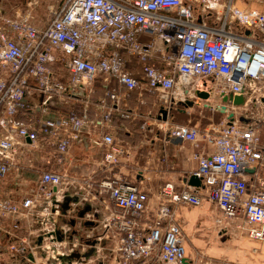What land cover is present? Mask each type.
<instances>
[{"label": "built area", "instance_id": "1", "mask_svg": "<svg viewBox=\"0 0 264 264\" xmlns=\"http://www.w3.org/2000/svg\"><path fill=\"white\" fill-rule=\"evenodd\" d=\"M26 1L25 11L11 16L0 9V180L14 176L27 185L0 198V264H85L87 251L102 262L111 233L116 264H195L186 259L175 208L204 202L219 213L212 217L216 235L244 232L264 244V0H51L42 25L31 22L35 1ZM97 79L112 103L118 97L107 89L110 80L129 92L163 95L162 108L171 111L188 101H215L218 111L223 97L244 98L242 107L226 104L234 113L231 123L226 118L203 133L166 127L169 138L194 148L201 138L213 147L210 155H192L203 195L164 184L154 217L142 227L148 194L135 184L108 176L75 180L50 169L23 179L32 164L26 153L45 149L61 159L89 122L71 108L49 118L50 105L65 108L81 94L88 99ZM199 91L209 100H199ZM35 96L38 103L31 102ZM99 106L108 108L106 100ZM110 115L106 110L105 123ZM97 145L103 148L102 172L128 156L109 133ZM65 196L77 202L63 211ZM97 201L107 216L92 210ZM110 203L117 212H110Z\"/></svg>", "mask_w": 264, "mask_h": 264}, {"label": "crops", "instance_id": "2", "mask_svg": "<svg viewBox=\"0 0 264 264\" xmlns=\"http://www.w3.org/2000/svg\"><path fill=\"white\" fill-rule=\"evenodd\" d=\"M98 80L100 79L94 82L96 92L94 91L93 94L92 91L88 99L80 93L79 100L74 101L70 106L55 108L50 105L49 118L53 115L64 114L71 108L79 114L86 113L89 122L84 125L79 140L71 143L68 153L61 159L51 151L48 153L45 149L26 153L25 156L27 155V159L31 160L32 164L30 165L31 169L26 168L27 172L23 179H36L40 171L50 169L75 180L91 178L93 181H100L108 176L135 184L148 194V211L139 221L140 226L143 227V223L151 220L156 213L158 207L156 196L159 189L166 183H172L178 191L191 187L188 180L194 175L198 166V162L192 159V155L199 154L201 151L205 153L204 155H210L214 151L213 147L204 144L201 138L199 148H194L189 142L169 138L167 128L173 125H186L197 127L203 133L225 120L226 116L212 109L217 106L215 101H207L202 105L196 102L191 107L178 105V111L171 112L167 121L168 125H166L158 119L159 110L164 106L163 95H140L136 91L129 92L114 80H110L107 89L113 91L118 97V100L112 103L105 96L106 91L102 80L100 82ZM100 88H104L103 92L99 91ZM39 100L40 97L35 96L31 102L38 103ZM101 100H106L108 108L99 106ZM208 106L211 107L208 108ZM108 109L111 112L110 122L105 123L103 117ZM202 110L206 111L205 116H202L198 121L196 113L201 114ZM20 120H24L23 115ZM143 124H146V129L141 128ZM259 127L261 128L260 125ZM103 133H109L116 144L123 145L128 149V156L120 158L118 163L110 168V172H102L99 167L103 148L97 145V142ZM261 133L260 129V141L264 144L261 140ZM27 159L23 160L25 167L29 165ZM259 176L264 177V169L259 172ZM10 178L14 180V176ZM256 182L255 178L250 181L254 184ZM17 183L19 186L16 189H26L25 180ZM197 192L200 195L204 194L202 186L197 189ZM109 208L111 213L118 211L111 203ZM92 210L102 213L103 217L108 215V211L104 209V204L101 201L95 202ZM175 211L176 223L183 233V247L188 261L194 260L195 264L203 262V259H199L201 258L199 256L202 255L208 259L205 264L242 263L244 254L242 247L237 243L230 244L233 237L240 235L238 231H229L221 236L215 234L216 238L207 235L206 239L195 232L202 227L212 228V217L219 213L211 204L204 202L201 208L178 206ZM70 225L78 230L79 235H84L74 223L71 222ZM108 236L110 239L105 240L103 244L105 260L101 262L100 255L87 251L88 256L85 264H116L112 253V248L116 244L115 235L111 233ZM250 246L254 247L252 244L244 246L247 253ZM247 253L245 252V254ZM258 259L259 261L250 259L249 264H264V251L260 252Z\"/></svg>", "mask_w": 264, "mask_h": 264}, {"label": "rangeland", "instance_id": "3", "mask_svg": "<svg viewBox=\"0 0 264 264\" xmlns=\"http://www.w3.org/2000/svg\"><path fill=\"white\" fill-rule=\"evenodd\" d=\"M35 4H33V12L31 13V22L35 23L36 25H42L46 22H48L49 17H48V9L47 7H49L51 5V0H34ZM26 0H0V9L2 11H5V15L11 16L14 15L15 12L18 11H22L24 12L26 9ZM251 7L256 8L257 6L254 4H249ZM96 86V85H95ZM95 86L93 84V94L94 91L96 92ZM100 91V89H99ZM205 112L202 110V113L199 114V112L196 113V120L200 121V118L202 116H205ZM243 110H239L237 111L238 114H243ZM200 116V117H199ZM226 116V115H225ZM220 121V120H219ZM261 140L262 142H264V126H262L261 128ZM260 135V134H259ZM21 184H23V182H21ZM19 186V183H17L16 181H14L12 178H6L4 180H0V198L4 197L5 194H3V191H6L8 188H17ZM190 210V209H188ZM193 210V209H192ZM196 211V210H193ZM197 234H199L200 236L202 235V238L206 239L205 236L207 235H212L216 238L215 236V232L213 230V227H207V228H200L198 230L195 231ZM231 243H237L242 247V251L244 252L243 254V259H242V263L241 264H249V260L250 259H255V261H259L258 257L260 255L261 251H264V244H258L255 242H252L251 240H249L246 236V234L244 232H242L241 235H238L237 237H233L232 240H230ZM248 244H252L254 245V247H249V252L247 253V250L245 251V247L248 246ZM238 246V245H237ZM245 246V247H244ZM245 252L247 254H245ZM200 260L203 259V262H198L197 264H202L206 261H208L207 257H203L201 256V258H199ZM207 263V262H206ZM234 264H238V262L234 263Z\"/></svg>", "mask_w": 264, "mask_h": 264}, {"label": "water", "instance_id": "4", "mask_svg": "<svg viewBox=\"0 0 264 264\" xmlns=\"http://www.w3.org/2000/svg\"><path fill=\"white\" fill-rule=\"evenodd\" d=\"M196 97L201 100V101H207L209 100V95L206 94L205 92H202V91H199L196 93ZM222 103L224 105H221L219 108H218V111L220 114H224L226 115V118L228 120L229 123H231L233 120H234V113L233 112H228V109L226 107V104H230L232 107L234 108H237V107H242L244 106L245 104V100L243 97H234V96H225L222 98ZM195 103L192 102V101H188V102H185V103H180L178 105H182L184 107H191L193 106ZM172 106V105H171ZM208 108H210V106H208ZM173 109V107H170L168 110L166 109H163L161 108L159 110V117L158 119L163 121V122H166L168 120V117L170 116V113L172 112L171 110ZM176 111H178L176 109ZM239 121L240 122H243V123H249V120H245L243 118H239ZM248 174H252L253 171H247ZM188 184L193 187V188H197L199 189L201 187V181L195 176V175H192L190 177V179L188 180ZM64 203L61 205V208L63 211H66L69 207V204L72 202V203H76L77 202V199L75 198H70L68 196H65L64 198ZM89 211V207H86L83 211H81L79 213V217L82 218L84 213L85 212H88ZM86 226L90 225L88 223H85ZM92 253V252H91Z\"/></svg>", "mask_w": 264, "mask_h": 264}, {"label": "trees", "instance_id": "5", "mask_svg": "<svg viewBox=\"0 0 264 264\" xmlns=\"http://www.w3.org/2000/svg\"><path fill=\"white\" fill-rule=\"evenodd\" d=\"M98 82H100V80H98ZM104 89V88H103ZM103 89L102 88H100V92H103Z\"/></svg>", "mask_w": 264, "mask_h": 264}]
</instances>
